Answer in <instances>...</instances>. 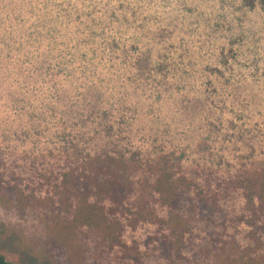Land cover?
Segmentation results:
<instances>
[{"label":"rangeland","instance_id":"1","mask_svg":"<svg viewBox=\"0 0 264 264\" xmlns=\"http://www.w3.org/2000/svg\"><path fill=\"white\" fill-rule=\"evenodd\" d=\"M105 153L170 155L200 181L264 174V6L0 0V221L59 264H264V233L238 220L240 191L212 223L122 218L125 246L83 228L68 255L53 237L54 182L70 161Z\"/></svg>","mask_w":264,"mask_h":264},{"label":"trees","instance_id":"2","mask_svg":"<svg viewBox=\"0 0 264 264\" xmlns=\"http://www.w3.org/2000/svg\"><path fill=\"white\" fill-rule=\"evenodd\" d=\"M257 1L264 6V0ZM137 161L122 154H88L70 161L68 171L56 178L53 187L58 190L60 207L54 216L57 231L53 237L64 246L68 243V255L74 236L83 228L95 232L109 247L125 246L122 218L131 226L159 223L183 228L192 220L212 223L222 219V202L236 191L243 199L239 222L249 226L255 238L264 233V174L235 176L227 181L206 175L200 181L186 176L180 162L170 155L141 164ZM5 193L20 200L21 193L15 187L5 189ZM158 208L168 214L160 215ZM261 257L243 264H258ZM59 262V257L36 250L14 227L0 221V264Z\"/></svg>","mask_w":264,"mask_h":264}]
</instances>
